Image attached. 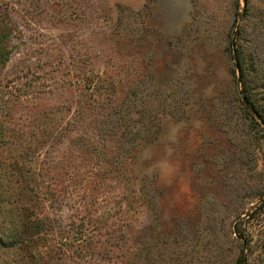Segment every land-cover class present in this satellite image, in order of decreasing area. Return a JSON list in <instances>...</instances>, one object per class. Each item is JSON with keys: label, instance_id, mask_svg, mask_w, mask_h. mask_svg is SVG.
<instances>
[{"label": "rangeland", "instance_id": "obj_1", "mask_svg": "<svg viewBox=\"0 0 264 264\" xmlns=\"http://www.w3.org/2000/svg\"><path fill=\"white\" fill-rule=\"evenodd\" d=\"M0 12L13 28L0 83L14 93L0 152L13 198L37 199L51 227L21 245L0 213V264H235L243 238L248 264H264V234L244 231L264 201V124L241 99L264 110V0Z\"/></svg>", "mask_w": 264, "mask_h": 264}, {"label": "trees", "instance_id": "obj_2", "mask_svg": "<svg viewBox=\"0 0 264 264\" xmlns=\"http://www.w3.org/2000/svg\"><path fill=\"white\" fill-rule=\"evenodd\" d=\"M10 24L8 14L0 12V69L5 67L10 53V48L7 45L11 32L13 31L12 25ZM11 88L12 86L10 85L6 86L0 83V102L4 105H7V103L10 104L11 102V98L7 97V95H14ZM251 105L260 116L261 123L264 124V110L259 109L255 103ZM13 168L14 165L7 158H4L0 152V213L10 227L7 229L8 239L22 245L38 241L43 235L48 234L51 227L46 217L42 218L36 214L37 212L33 205L38 203L37 199L30 200V198H27V200L32 202L28 204L23 202L22 199L13 198L15 191L10 184L11 182H18V180H13L15 177ZM30 205L32 206L30 207ZM263 212L264 201L259 203L248 216L249 220L244 224V231L247 230L248 224L251 223V225L254 224L258 228L259 233L264 234V221L262 222L264 217L262 215ZM241 222L245 221L242 220ZM235 231H238V228ZM240 237H244V235L242 234ZM243 241H245L244 238ZM235 264H244L243 257L238 258Z\"/></svg>", "mask_w": 264, "mask_h": 264}, {"label": "water", "instance_id": "obj_3", "mask_svg": "<svg viewBox=\"0 0 264 264\" xmlns=\"http://www.w3.org/2000/svg\"><path fill=\"white\" fill-rule=\"evenodd\" d=\"M240 19V17H239ZM235 68L236 70L239 72V64L238 61H235ZM239 74V73H238ZM238 82H239V76H238ZM243 104L250 110V112L252 113V115L255 117L256 120H258L259 122H261L260 116L257 114V112L250 106L247 98L245 96L241 97ZM262 200H260L261 202ZM244 250H245V241H243V250H242V255H243V262L244 264H248L246 257L244 256Z\"/></svg>", "mask_w": 264, "mask_h": 264}]
</instances>
